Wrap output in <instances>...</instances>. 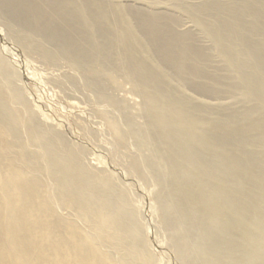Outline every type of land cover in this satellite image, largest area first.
<instances>
[{"label": "bare ground", "instance_id": "1", "mask_svg": "<svg viewBox=\"0 0 264 264\" xmlns=\"http://www.w3.org/2000/svg\"><path fill=\"white\" fill-rule=\"evenodd\" d=\"M123 1L0 0V19L36 35L25 47L44 62L49 43L136 83L156 162L132 165L172 212L179 264H264V0ZM36 115L0 76V125L27 162L0 144V264H151L126 189Z\"/></svg>", "mask_w": 264, "mask_h": 264}, {"label": "rangeland", "instance_id": "2", "mask_svg": "<svg viewBox=\"0 0 264 264\" xmlns=\"http://www.w3.org/2000/svg\"><path fill=\"white\" fill-rule=\"evenodd\" d=\"M122 3L135 5L131 0ZM184 28H190V24L186 23ZM27 42L37 44L40 39L0 19L2 82L21 92L23 103L37 113L41 124L59 132L67 145L81 148L85 154L81 165L86 171L98 178L113 176L126 189L129 208L136 207L131 210L136 212L142 235L154 256L151 264H179L163 226L172 212L160 215L155 187L148 181L149 170L138 172L132 165L134 160L156 162L153 146L140 140L145 125L136 83L99 63L82 64L73 69L49 43L44 46L53 54V60L44 62L36 50L25 47ZM0 144L8 151L6 156L13 166H27L17 139L1 125ZM36 174L43 175V172L36 169ZM59 212L67 215L65 210Z\"/></svg>", "mask_w": 264, "mask_h": 264}]
</instances>
